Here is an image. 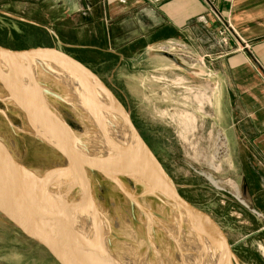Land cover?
I'll use <instances>...</instances> for the list:
<instances>
[{
  "label": "rangeland",
  "instance_id": "374dc122",
  "mask_svg": "<svg viewBox=\"0 0 264 264\" xmlns=\"http://www.w3.org/2000/svg\"><path fill=\"white\" fill-rule=\"evenodd\" d=\"M96 3L0 0V45L15 50L56 48L85 65L128 111L168 183L222 228L234 254L233 264H264V210L245 198L237 166L229 159L223 121L216 117L219 93L215 95L213 78L203 64L206 57L192 55L176 40H134L142 32L133 19H124L118 33L116 22L106 19L105 8ZM43 57L31 59L42 93L72 127L83 149L92 153L95 140L105 135L106 119L94 104H77L78 98L60 76L37 67ZM0 58L4 74L6 70L10 74L8 58ZM12 76L29 81L24 71ZM25 104L30 113L0 87V138L19 162L43 175L67 164L73 153L69 145H57L33 100L26 98ZM30 120L49 130L45 137L36 133ZM87 169L91 183L77 181V168L52 184L51 199L59 207L70 205L66 213L72 224L96 202L109 255L126 264H182L186 251L198 245L173 202L144 193L130 176L119 175L125 187L121 190L109 176ZM54 193L61 194L59 200ZM0 264L58 263L0 213Z\"/></svg>",
  "mask_w": 264,
  "mask_h": 264
},
{
  "label": "crops",
  "instance_id": "0c3cea01",
  "mask_svg": "<svg viewBox=\"0 0 264 264\" xmlns=\"http://www.w3.org/2000/svg\"><path fill=\"white\" fill-rule=\"evenodd\" d=\"M96 4L105 8L106 19L116 22L118 33L124 19H133L142 32L134 40H176L192 55L206 57L203 64L213 78L215 95L219 93L216 117L223 121L229 159L237 166L245 198L264 210V0H97ZM223 26L229 28L227 44L220 33Z\"/></svg>",
  "mask_w": 264,
  "mask_h": 264
},
{
  "label": "water",
  "instance_id": "95a60500",
  "mask_svg": "<svg viewBox=\"0 0 264 264\" xmlns=\"http://www.w3.org/2000/svg\"><path fill=\"white\" fill-rule=\"evenodd\" d=\"M47 52H51L55 56L75 66L79 64L88 72L87 77L94 82L95 87L106 93L115 102L119 113L125 118L133 131L138 145L143 147L145 156L152 163L150 170H147L145 167L134 169L130 171L131 175L150 184V188L161 194L164 198L175 203L188 214L196 216L205 222L220 239L221 248L227 256L226 264H233L234 254L222 228L211 215L193 206L168 183L162 175L159 164L152 154L151 149L131 120L128 111L115 94L91 70L72 56L56 48L34 47L15 50L0 45V57L6 58L23 57L31 61L33 57L47 54ZM29 79V82H31L30 86L25 84L16 88L11 85H5L0 77V87L9 98L15 99L18 105L27 113H30L31 110L26 108V98L33 100L34 103H38L39 105L35 106L34 109L38 113L41 112L46 125L53 132L55 131L59 134L55 128V124L64 126L62 121L52 107L43 103L42 96L40 100H36L40 90L36 85L34 74ZM65 128L68 132L69 139L67 138L65 140L64 137L63 141L66 145L72 146L71 149L76 150L77 153H74L69 158L67 164L49 169L43 175H38L30 171L24 164L19 162L13 156L5 142L0 138V213L11 224L17 227L24 236L45 249L58 264H126L119 259L99 252V250L78 238L72 229L75 228L76 223L74 222L72 224L71 219L67 218L66 212L69 207L63 208L57 206V209H53V203L56 202L51 199V186L59 176H63L73 169H76V157H78L80 162L78 164L79 168L89 167L108 175L96 163L90 161L86 154L85 158L82 156L80 150L81 144H79L77 138L75 139V133L67 125ZM61 138L63 139V137ZM158 176L162 178V183H159L155 179Z\"/></svg>",
  "mask_w": 264,
  "mask_h": 264
},
{
  "label": "bare ground",
  "instance_id": "6f19581e",
  "mask_svg": "<svg viewBox=\"0 0 264 264\" xmlns=\"http://www.w3.org/2000/svg\"><path fill=\"white\" fill-rule=\"evenodd\" d=\"M40 56H44L45 58L43 57L39 59V63L37 62V67L39 66L46 70H51L55 74L60 76L64 80L63 82H65L68 89H71V91L74 92L73 95L75 96V98L76 99L78 98L76 101L77 104L88 105L89 107H90V104L91 105L94 104L96 109L101 110V114H103V117L106 119L105 125L107 126V129L104 132L105 133L104 137L100 135L99 138L95 140V141H98L97 144L103 145L102 149L101 150L98 149L100 145L97 146L96 144L94 145V149L92 148V153H87L83 149V146H81L80 150H81L82 156L85 158V154H86L89 160L92 161L93 163H96L100 169H103L104 172L108 174V175L106 174L104 175L109 176L113 181H115L116 185L121 190H124L125 187L121 179L119 178L120 177L119 175H126V176L132 177L136 183H139L140 185H142L144 189V193L155 194V196H158L159 198H163L161 194H159L158 192L150 188L149 186L150 184L145 183L143 180L135 178L133 177V175H131L130 171H133L134 169H141L142 167H145L147 170H150L152 168V163L150 159L145 156L143 147L138 145L137 139L133 131L129 127L125 118L119 113L118 107L115 104V102L106 93L102 92L101 90L95 87L94 82L91 81L87 77L88 72L83 67H81L79 64L75 66L65 61L64 59L55 56L51 52L49 53L47 52V54L40 55ZM46 58L47 59L49 58V59L47 60ZM1 60H3V58H0V77L2 81L5 83V85H11L16 88L21 87L25 84L29 86L31 85V82H29L30 79L29 81L27 80L28 81L27 82L24 79L16 80L12 76V72L14 74L17 72L24 71L25 74H27L30 78L32 74H34V70H33L34 66L31 61L25 59L26 62L20 63L19 61L16 60V58H8L6 59V62L8 63L10 74H7V70L5 71V74H4L5 69L2 68ZM1 74L4 76V79H3V76H1ZM43 78L46 79V77H43ZM36 85L38 86L40 90L39 96L38 98H36V100L37 99L40 100L42 96L43 103L46 105L47 104L49 105L48 100L43 94L44 90L42 89L41 85L39 84L37 80H36ZM10 100L13 101L14 104L16 105L18 104L15 99L10 98ZM38 105H39L38 103H35V106H38ZM54 112L59 117V119L62 121L65 127L67 125L69 128L72 129V127L68 125V122L63 117H61L57 111L54 110ZM39 114L43 116L41 112H39ZM109 114H111L112 117ZM33 120H30V121H31V124L34 126L33 128H35L34 130L36 131V133L42 137L43 136L45 137V134L48 133L49 130L42 129L40 127L41 125H39L41 123L37 124L39 126H36L35 124H33L32 122ZM96 123H98L99 125L100 122L97 121ZM64 126L60 124L59 125L55 124V128L57 129L60 135L57 134V132L52 131L51 136H53V139L54 138L56 139L57 145L58 144H60L61 146L66 145L64 144L63 140H64V137H65V140H67L68 132L65 130L66 128ZM61 137H63V139ZM76 138L77 137H75V139ZM71 151L73 155L74 153H77L76 150L71 149ZM11 153L13 154L14 157L16 156L13 149H11ZM15 158L18 159L17 156ZM79 163L80 162L78 160V157H76L75 165H76V170L78 168V172H79L77 181L80 180L81 182L83 181L87 183L90 182V177L88 174L87 167H84V168L81 167L82 168L81 169L79 168V165H78ZM80 169L81 171H79ZM60 177L61 176H59V178ZM155 179L159 181V183L163 182L160 176L156 177ZM214 184L216 185L217 181H214ZM90 190H91V187H90ZM88 192L89 191H87L86 193L87 195L89 194ZM54 194H55L54 195L55 198L57 199L58 197L61 196L60 193H59L60 195L57 193H54ZM81 202L84 203V200H82ZM57 206L58 205L56 203H53V209H57ZM174 206L176 210H180L181 212H183L182 216L184 217V222L188 225V228L190 229L189 234L192 235L194 237V240H196V242L198 243V245L192 246L190 250L186 251L183 260H181L183 261L182 264H226L227 256L224 254V251L221 248V245H220L221 242L218 236L207 226L205 222L201 221L196 216H192L188 214L185 210H183L182 208H179L175 203H174ZM98 210H99V207L97 203L96 202L93 203V207L91 211L89 213H86L84 217L78 218L75 228H72V229L75 235L81 240L85 241L86 244L99 250V252L101 253L109 255L107 251L108 249V245H107L108 240L106 236L107 234L104 232L102 228V224L98 222L96 218L97 217L96 214Z\"/></svg>",
  "mask_w": 264,
  "mask_h": 264
},
{
  "label": "built area",
  "instance_id": "2783aa9c",
  "mask_svg": "<svg viewBox=\"0 0 264 264\" xmlns=\"http://www.w3.org/2000/svg\"><path fill=\"white\" fill-rule=\"evenodd\" d=\"M216 16H217V18L222 19L221 15H220L219 13H216ZM220 33H221V35H223V42L227 44V43H228V33H229V28L223 26V27L221 28Z\"/></svg>",
  "mask_w": 264,
  "mask_h": 264
}]
</instances>
